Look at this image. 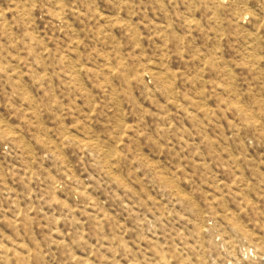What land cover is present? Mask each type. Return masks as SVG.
Listing matches in <instances>:
<instances>
[{
	"label": "rangeland",
	"instance_id": "rangeland-1",
	"mask_svg": "<svg viewBox=\"0 0 264 264\" xmlns=\"http://www.w3.org/2000/svg\"><path fill=\"white\" fill-rule=\"evenodd\" d=\"M0 264H264V0H0Z\"/></svg>",
	"mask_w": 264,
	"mask_h": 264
}]
</instances>
